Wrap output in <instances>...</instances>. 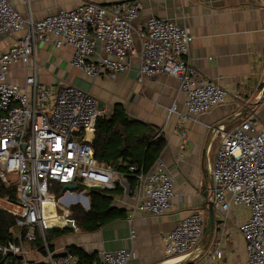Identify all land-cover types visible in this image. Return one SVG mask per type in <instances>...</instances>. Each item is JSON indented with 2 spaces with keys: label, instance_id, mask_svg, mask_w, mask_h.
I'll use <instances>...</instances> for the list:
<instances>
[{
  "label": "built area",
  "instance_id": "built-area-1",
  "mask_svg": "<svg viewBox=\"0 0 264 264\" xmlns=\"http://www.w3.org/2000/svg\"><path fill=\"white\" fill-rule=\"evenodd\" d=\"M140 9L139 0L112 5L88 1L34 20L23 16L11 0H0V40L5 34L24 32L0 54V178L17 188L18 203L9 211L16 217L19 230L15 240L0 243L3 260L17 259L0 264H34L26 257L23 242L35 241L38 230L48 264H79L71 253H53L47 241L49 228L71 227V210L61 204L62 196H57V187L65 184L114 189L117 183H126L125 188L135 199V211L160 216L172 209L174 179L163 159L158 158L150 169L123 162L137 177L133 190L115 166L98 160L93 143L86 137L90 131L96 134L97 120L106 113L93 94L72 84L41 83L35 72H28L22 83L10 80L14 65L30 68L41 42H51L57 48L73 46L71 64L90 77L106 71L115 76L125 71L128 58L136 52L134 20ZM140 36V80L144 76L167 75L180 81L188 107L187 114H181V122L226 102V89L204 78L192 64L194 35L188 26L153 16ZM98 48L104 55L92 60ZM175 110L173 106L170 111ZM259 120L258 114L252 113L230 130L219 127L222 142L210 168L212 202L221 221L215 234L213 229L210 255L205 260L199 259L201 255L196 264H211L209 259L223 261L232 236L227 215L240 206L250 212L238 229L246 240V259L240 264H264V126H259ZM186 142L187 138H183L181 156L186 153ZM206 216V209L194 208L164 235L166 259L199 248ZM54 217L59 223H48ZM73 224L76 230L75 221ZM131 256L126 249L103 252L101 264H128Z\"/></svg>",
  "mask_w": 264,
  "mask_h": 264
},
{
  "label": "crops",
  "instance_id": "crops-1",
  "mask_svg": "<svg viewBox=\"0 0 264 264\" xmlns=\"http://www.w3.org/2000/svg\"><path fill=\"white\" fill-rule=\"evenodd\" d=\"M88 1L112 5L130 0H11L23 16H32L34 20L44 19L63 9L76 8ZM139 1L140 13L134 20L136 52L128 58L129 67L125 71L115 76L106 71L90 77L71 64L75 55L73 46L57 48L51 42H41L30 68L14 65L10 73V80L17 83H22L28 72H35L37 80L44 84H72L93 94L106 114H110L116 105H122L131 118L158 130L157 136L163 135L166 141L160 158L165 161L174 179L172 209L160 216L135 211V199L125 188L126 183L120 184L121 189L114 192L103 189L98 192L111 196V207L117 208L120 214L95 231L76 227V230L67 228L68 232L59 235L51 233L49 228V245H52L50 248L56 255L67 252L69 246H78L96 256L92 264H101L103 252L120 249L131 252L128 264H160L167 260L164 235L194 208L206 209L208 219L213 185L210 165L216 161L222 142L219 125L225 123L224 127L230 130L252 113H257L259 126H264V119L260 116L264 112V0ZM153 16L191 29L194 40L190 60L204 78L226 89L228 96L225 103L181 122V114H187L188 107L180 90V81L167 75L144 76L140 80V32ZM23 33L5 34L0 40V54ZM103 55L104 52L98 48L91 59ZM173 106L176 110L171 112ZM245 110L242 118L234 120ZM183 138H187V144L186 153L181 156ZM96 191L79 187L64 193L61 201L70 210L74 206L89 210L92 192ZM2 201L10 206L1 205ZM0 206L9 211L13 204L0 199ZM246 210L248 208L240 206L228 212L226 221L232 236L227 241L223 261L209 259L211 264H240L246 259V240L238 230L240 224L249 218L250 212L246 215ZM214 214L215 234L221 215L215 208ZM130 215L133 216L130 218ZM15 230L17 236L19 230L17 227ZM37 233L39 237L36 240H42L40 230ZM36 240L23 242L26 257L34 264H48L46 252L34 243ZM212 240L208 245H202L203 254L199 259L205 260L210 255Z\"/></svg>",
  "mask_w": 264,
  "mask_h": 264
},
{
  "label": "trees",
  "instance_id": "trees-1",
  "mask_svg": "<svg viewBox=\"0 0 264 264\" xmlns=\"http://www.w3.org/2000/svg\"><path fill=\"white\" fill-rule=\"evenodd\" d=\"M2 112L0 110V116ZM158 130L148 128L146 124L131 118L124 106L116 105L110 114H105L97 120V131L93 142L96 156L101 162L109 163L124 175L130 190L135 188L137 177L128 170L129 164L135 163L150 169L160 158L161 151L165 146V138L158 135ZM157 136V137H156ZM117 183L116 188L105 190L114 192L120 190ZM65 193L63 186L58 187L57 196L61 197ZM0 199L11 204L18 203L17 188L14 185L5 184L0 178ZM70 218L75 221L76 227L81 230L95 231L108 220L115 218L120 211L111 207V196L101 192H92L91 207L85 210L82 206H74ZM16 217L8 209L0 206V243H6L16 238ZM13 229V230H12ZM51 232L64 234L67 228H51ZM47 241L51 243L50 236ZM40 249L44 248L43 241L38 239L34 242ZM52 248V245H50ZM68 253L73 254L79 260V264H92L95 255L87 253L78 246H69ZM8 259V257L6 258ZM0 256V262L6 261ZM13 259H17L13 257Z\"/></svg>",
  "mask_w": 264,
  "mask_h": 264
},
{
  "label": "water",
  "instance_id": "water-1",
  "mask_svg": "<svg viewBox=\"0 0 264 264\" xmlns=\"http://www.w3.org/2000/svg\"><path fill=\"white\" fill-rule=\"evenodd\" d=\"M100 107H102L100 105ZM247 110H245L242 114L238 115L237 117H235L234 120L238 119V118H242V116L246 113ZM225 123H222L219 126H224ZM218 126V127H219ZM217 127V128H218ZM96 134L92 131H90L88 133V136L86 137V141H89L91 143L94 142ZM63 189L66 191H72L74 189H76V184H65L63 186ZM93 190H97V191H102L103 188L100 186H95L94 188H92ZM214 218H215V214H214V205L213 202L209 203V216L207 219V223H206V230H205V234L202 240L201 245L199 246V248L197 250H194L186 255L183 256H178V257H174V258H170L167 259L165 261H163L160 264H186V263H190L194 260H196L198 257H200L203 253V247L202 245L205 243L206 245H208L211 241L212 235H213V229H214ZM69 225L71 226L70 229L75 230V226H74V221L71 219L68 220Z\"/></svg>",
  "mask_w": 264,
  "mask_h": 264
},
{
  "label": "rangeland",
  "instance_id": "rangeland-1",
  "mask_svg": "<svg viewBox=\"0 0 264 264\" xmlns=\"http://www.w3.org/2000/svg\"><path fill=\"white\" fill-rule=\"evenodd\" d=\"M260 116H261V118L262 119H264V112H262V114H260ZM58 188V187H57ZM60 200H61V198H60ZM2 204L1 205H5L6 207H9L10 206V204L9 203H7V202H4V201H2L1 202ZM64 207H68L67 205H65L63 202L61 203ZM248 211H249V209L248 210H246L244 213H246V215H247V213H248ZM51 231V230H50ZM52 233V232H51Z\"/></svg>",
  "mask_w": 264,
  "mask_h": 264
},
{
  "label": "bare ground",
  "instance_id": "bare-ground-1",
  "mask_svg": "<svg viewBox=\"0 0 264 264\" xmlns=\"http://www.w3.org/2000/svg\"><path fill=\"white\" fill-rule=\"evenodd\" d=\"M48 223L58 224L59 223V220H58L57 217H54V218L48 219Z\"/></svg>",
  "mask_w": 264,
  "mask_h": 264
}]
</instances>
